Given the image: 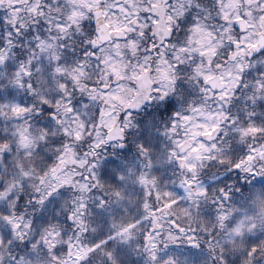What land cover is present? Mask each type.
<instances>
[{"label": "snow or ice", "instance_id": "snow-or-ice-1", "mask_svg": "<svg viewBox=\"0 0 264 264\" xmlns=\"http://www.w3.org/2000/svg\"><path fill=\"white\" fill-rule=\"evenodd\" d=\"M0 264H264V0H0Z\"/></svg>", "mask_w": 264, "mask_h": 264}]
</instances>
